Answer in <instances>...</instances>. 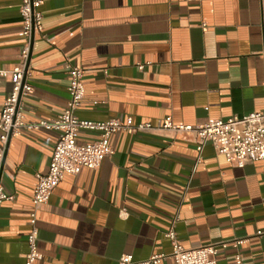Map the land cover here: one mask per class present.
I'll list each match as a JSON object with an SVG mask.
<instances>
[{
	"label": "crops",
	"instance_id": "crops-1",
	"mask_svg": "<svg viewBox=\"0 0 264 264\" xmlns=\"http://www.w3.org/2000/svg\"><path fill=\"white\" fill-rule=\"evenodd\" d=\"M20 0H0V71L16 66L23 38ZM43 36L29 59L27 122L56 118L68 101L65 66L83 70L76 115L130 126L202 125L262 109L264 1L42 0ZM143 64L142 70L137 69ZM10 83L0 77V114ZM59 133L8 140L0 185V264H24L36 175L48 171ZM96 134L81 131L78 143ZM98 170L65 175L37 211L35 264H117L165 255L174 225L184 248L215 245L217 264H264V161L232 168L210 143L170 132H120ZM125 209L126 215H120ZM235 240H245L237 248ZM226 243L225 248L219 244Z\"/></svg>",
	"mask_w": 264,
	"mask_h": 264
},
{
	"label": "built area",
	"instance_id": "built-area-1",
	"mask_svg": "<svg viewBox=\"0 0 264 264\" xmlns=\"http://www.w3.org/2000/svg\"><path fill=\"white\" fill-rule=\"evenodd\" d=\"M41 4L42 0H20L19 14L22 20L23 43L19 59L11 70L0 71V77L11 85L0 114V174L10 138L20 136L23 132L40 129L59 133L47 173L36 175L32 195V211L28 216L29 231L26 238L27 253L24 264H35L39 258L37 249V211L39 208L48 202L65 175L77 176L83 168L98 170L103 160L112 154L109 139L113 134L120 132H170L172 139L183 138L195 142L199 153L205 144L210 143L216 154L222 156L232 168L241 169L247 163L264 161V98L262 109L259 112L227 120L215 119L195 126L175 124L170 116L165 117L157 126L151 123L130 126L118 119L102 122L83 120L76 115L85 97L82 81L83 70L68 64L65 66L68 75V101L62 112L56 118L48 121L27 122L22 112L21 100L32 91V87L27 81L30 77L29 59L34 37L36 35L43 36ZM143 67V64L137 65L138 70H142ZM81 131L93 132L96 134V138L91 142L78 143L77 139ZM10 200H12V196L6 194L0 185V207L3 202ZM120 215H126L125 209L120 210ZM262 234L264 232L256 233L258 236ZM165 237L171 243L170 257L174 264H217L215 245L184 248L177 238L174 225L167 230ZM244 242L245 240H235L233 247L237 248ZM219 246L225 248L226 243H221ZM165 257L163 254L152 255L146 260L135 262L131 255L123 254L118 258L117 264H159ZM234 260L235 264H243L241 254H236Z\"/></svg>",
	"mask_w": 264,
	"mask_h": 264
}]
</instances>
